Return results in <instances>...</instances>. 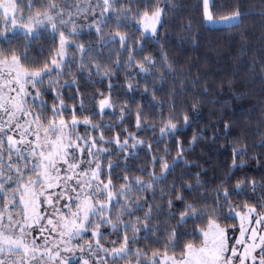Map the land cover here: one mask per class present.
<instances>
[{
  "label": "snow or ice",
  "instance_id": "1",
  "mask_svg": "<svg viewBox=\"0 0 264 264\" xmlns=\"http://www.w3.org/2000/svg\"><path fill=\"white\" fill-rule=\"evenodd\" d=\"M227 5L197 0L176 46L251 14L240 0ZM179 8L175 0H0V264H264V114L251 144L223 109L198 127L202 106L217 101L191 67H176L170 38L161 40ZM121 94L128 99L115 102ZM201 140H224L218 151L231 142V163L211 183L186 158ZM238 169L245 174L232 184Z\"/></svg>",
  "mask_w": 264,
  "mask_h": 264
},
{
  "label": "trees",
  "instance_id": "2",
  "mask_svg": "<svg viewBox=\"0 0 264 264\" xmlns=\"http://www.w3.org/2000/svg\"><path fill=\"white\" fill-rule=\"evenodd\" d=\"M220 2L221 0H217L218 4ZM240 2L242 9L251 14L241 21L239 27L228 30L224 27L210 28L206 26L207 30L200 32L199 42L195 46L189 43L177 47L176 42L179 38L187 35L182 31L183 25H186L190 19L197 16V0H175L180 8L178 11L169 13L166 17L170 22L161 29V40L165 42L163 40L165 35L170 38L165 43L170 58L180 61L176 67L185 72L191 67L192 75L201 77L200 86L203 87L205 83L209 86L210 95L207 99L217 101L215 104H204L202 106V119L198 127L203 128L206 124L213 122L221 114L219 110L223 109L228 114L227 118L234 121L233 130L237 136L247 135V142L251 144L259 139V136L250 133L256 131L259 118L264 114V94H262V81L260 79V62L264 60V17L259 15L261 11H264V0H240ZM234 3L235 0H228L226 11L230 10ZM196 31V27L193 26V33ZM253 68L255 71H252ZM122 79L121 74L120 78L114 83H119ZM230 81L235 87L229 88ZM142 87L143 84L141 83V89ZM164 95V92L157 93L158 99ZM126 99L128 97L121 94L115 102L123 103ZM135 99L140 100L138 92L135 94ZM150 99L151 95L149 94L143 98L142 102L147 104ZM184 99L190 100V97L186 96ZM180 101L181 98L178 97L177 106H179ZM224 101H227V103L225 104ZM132 108L134 112L135 103L132 104ZM167 112L168 109H165V115H167ZM116 113L118 116V108ZM128 119H132V116H129ZM105 120L111 122L108 116L105 117ZM198 127L194 124L183 135L185 148L188 147L187 142L191 139L193 132L198 130ZM261 130L264 131V129ZM141 135L146 140L152 138L151 132L142 133ZM204 135L211 137V130H207ZM231 140L232 138H230ZM224 143V140H217L216 144L212 145L210 140H201L186 157L190 163L197 162L207 168L209 183H211V178L214 175L217 178L222 177L226 171L225 165L231 163V142H229L227 150L218 151ZM164 146V143L159 145L160 148ZM175 148V141H173L170 151L171 156H175ZM255 151H250L249 156L253 155ZM144 160L145 157L141 152L133 163L138 165L143 163ZM254 165L255 161L249 162L248 175H251V169L254 168ZM181 170L182 167H178L175 174L179 175ZM199 170V168L192 169L193 173ZM244 174L238 169L231 183L234 184L236 179ZM141 246H145L143 242Z\"/></svg>",
  "mask_w": 264,
  "mask_h": 264
},
{
  "label": "rangeland",
  "instance_id": "3",
  "mask_svg": "<svg viewBox=\"0 0 264 264\" xmlns=\"http://www.w3.org/2000/svg\"><path fill=\"white\" fill-rule=\"evenodd\" d=\"M208 27H210V28H223V26H222V25L208 26Z\"/></svg>",
  "mask_w": 264,
  "mask_h": 264
}]
</instances>
